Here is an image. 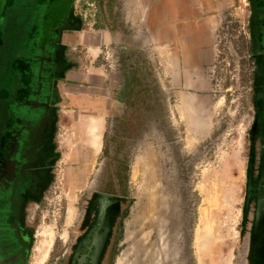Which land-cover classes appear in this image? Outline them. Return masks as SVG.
Returning <instances> with one entry per match:
<instances>
[{
    "label": "rangeland",
    "instance_id": "374dc122",
    "mask_svg": "<svg viewBox=\"0 0 264 264\" xmlns=\"http://www.w3.org/2000/svg\"><path fill=\"white\" fill-rule=\"evenodd\" d=\"M72 7L82 19L75 30L80 35L100 30L116 35V41L102 48L99 61L107 72L117 75L118 83L107 115L105 151L91 166L84 187L70 186V152L63 131L58 132L64 155L56 165L50 191L31 210L35 226L30 264H36L39 257L52 264L57 252L66 248L68 231L81 218L83 198L93 190L116 195L120 205L115 252L109 264L136 262L134 252L137 254L146 242L142 233L150 229L138 231L134 227L128 231L127 227L134 210L144 206L145 200L148 218L142 221L146 225L156 220L157 208L165 209L168 202L176 203L175 208L171 205L173 212H182L188 233L185 264H208L214 254L225 264H264V253H258L253 241L254 233L261 235L257 227L264 216V176H260L254 194L252 181H248L251 158L258 174L261 146L253 138L254 63L249 57L246 0H222L217 7V58L213 66L216 119L211 136L203 138L191 135L188 123L173 109L176 98L168 88L165 50L145 25L133 19L130 0H72ZM74 33L63 37L69 48L71 37L77 35ZM79 148L77 145L75 158ZM260 197L263 209L256 215ZM71 199L76 212L73 222L68 221ZM205 227L207 231L214 229L213 233H205ZM210 235L220 249L207 255L213 245L205 236ZM153 239L151 235L147 240L149 249ZM132 248L133 254H129Z\"/></svg>",
    "mask_w": 264,
    "mask_h": 264
},
{
    "label": "flooded vegetation",
    "instance_id": "af4514ba",
    "mask_svg": "<svg viewBox=\"0 0 264 264\" xmlns=\"http://www.w3.org/2000/svg\"><path fill=\"white\" fill-rule=\"evenodd\" d=\"M48 1L0 0V264H30L35 226L31 210L50 191L57 165L61 84L70 64L63 37L80 27L82 19L72 0L58 16L47 11ZM246 2L254 91L264 99V0ZM260 153L253 194L264 176V147ZM260 199L256 215L263 209ZM119 206L116 195L89 192L80 220L68 231L66 248L57 252L52 264H109ZM257 230L261 235L254 233V247L262 256L264 216ZM45 261L39 257L36 264Z\"/></svg>",
    "mask_w": 264,
    "mask_h": 264
},
{
    "label": "crops",
    "instance_id": "0c3cea01",
    "mask_svg": "<svg viewBox=\"0 0 264 264\" xmlns=\"http://www.w3.org/2000/svg\"><path fill=\"white\" fill-rule=\"evenodd\" d=\"M221 1L130 0L131 8L133 7V19H136L139 25H145L149 33L156 36V40L161 42L165 50L168 63V88L176 98L172 102V107L181 113L185 122L188 123L191 135L198 138L211 136L216 119L213 66L217 58L218 37L214 18L217 17V7ZM247 29L251 42L249 15ZM74 32L77 35L71 37V47H68L69 43H65L70 64L61 84L62 101L59 104L56 131L57 163L64 155L58 141V132L63 131L67 140L65 147L70 152L67 164L72 171L84 168L87 164L93 166L100 154L104 153L107 115L118 83L117 75L107 72L99 61L102 48L110 45L112 40L116 41V35L112 36L105 30H100V33L93 31L88 35H80V31ZM75 53H81L83 56L77 58L73 55ZM249 57L254 63L252 49H250ZM251 93L253 138L259 140L262 148L264 147L262 129L264 99L260 93L256 94L254 91V77ZM61 111L63 115L60 122ZM90 119H99L102 122L101 148L94 161L74 156L77 145H80L81 141H78V138L83 137L85 123ZM89 179L90 176H88Z\"/></svg>",
    "mask_w": 264,
    "mask_h": 264
},
{
    "label": "bare ground",
    "instance_id": "6f19581e",
    "mask_svg": "<svg viewBox=\"0 0 264 264\" xmlns=\"http://www.w3.org/2000/svg\"><path fill=\"white\" fill-rule=\"evenodd\" d=\"M101 128H102V122L99 119H90V120H88L85 123L84 135H83V137H81L82 139L80 138L81 144H80V148L78 150V154H79L78 158H81V159L83 158L84 160H87V159L93 160L97 156V154L99 153L100 148H101ZM149 162L150 161H148V163ZM152 165L150 164L148 166L151 167ZM150 167H149V169H151ZM153 168L156 169V167H153ZM152 169H151V171H152ZM91 170H92L91 165L89 166L87 164V165L84 166V168H79L78 170L71 172L70 176H69V178H70L69 179L70 180V186L84 187L85 185H87L88 183L86 181L88 180V176H89ZM148 179H146L145 181H148ZM155 179H157L156 176H155V178L153 177L154 181H155ZM151 183H153V182H151ZM154 184L155 183H153V185ZM151 185L149 187H151ZM155 185L153 187H155ZM157 185H156V187L158 188L159 187V183ZM151 189H152V187H151ZM154 190L156 191L157 189L155 188ZM160 191H163V190L161 189ZM151 192L153 193V191H151ZM159 194H161V193H159ZM170 194L171 193H169V195ZM151 196L154 197L153 194ZM160 196L162 197L163 194L160 195ZM146 197H149V196L147 195ZM161 197H159V198H161ZM73 201L74 200L71 199V207L68 210V221L69 222H71L76 216L75 209H73V206H72L73 205ZM150 201H153V198ZM146 203L147 202L145 200V204H144L145 207L147 205ZM148 204H149V201H148ZM159 204H161V206L163 205L162 203H159ZM152 205L153 206L155 205L154 202L152 203ZM171 205H173V204H170V202H168V205H167V207L165 209H163V208L159 209V207H160L159 206L157 208V211L155 210L156 211V213H155L156 220H154L153 222H151L150 224H147V225L143 224V222L145 220L142 221L143 218H146L148 216V215L146 216L145 214H147V213L144 212L147 207L144 208V206L141 205V207H143L144 209L141 208V207H138L137 209L134 210V212H133V214L131 216L130 222L128 223V227H127L128 231L133 230L134 227L138 231H140L141 229L142 230L145 229L144 231H148L146 229H150V230L148 232L142 233V235L145 234L143 236V239H144V242L145 241L146 242H145L144 245H143L144 242L141 243L143 245V247L139 249L137 254L134 252L135 256L137 255V257L135 259L136 262L132 261L130 263L128 262V264H185V249H186V245H187L186 244V239L187 238H185V237H187V235H188V233H186V231H185L186 230L185 229L186 228L185 218H182V216H183L182 212H179V213L173 212L174 210L172 208L173 207L175 208L176 203L172 206V208H171ZM148 212H149V210H148ZM150 216H151V214H150ZM147 218H146V220H147ZM148 221H150V220H148ZM209 225L211 226L210 223H209ZM213 227H215V226H213ZM210 230L207 231V228H206L205 233L206 232L209 233ZM213 231H214V229H213ZM213 231L211 230L210 233H213ZM130 235L131 234L129 232L128 235H127L128 240L130 239ZM151 235H153V237H154V239H153L154 242L153 243L151 242L152 243L150 245L151 248L149 249L148 246H147V240L149 239V237ZM147 237H148V239H147ZM205 238H209L210 244L212 243L211 240H210V239H213L212 235H210L208 237L205 236ZM214 240H215V238H214ZM216 243L217 242H214V244L213 243L211 244V245H213L215 247L213 248V246H212V248H210L209 254H207V255H210L211 250H213V251L216 250L215 253L218 252L217 250H219L220 247L217 246L218 244H216ZM131 253L133 254V248H132L131 252L129 251V254H131ZM215 255L216 254H214V256H211L212 259L210 261L208 260L209 261L208 264H225L224 259L222 260L221 257H215ZM140 258H141V260H140ZM225 259L228 260V257L225 258ZM117 262L119 263V261H117Z\"/></svg>",
    "mask_w": 264,
    "mask_h": 264
},
{
    "label": "water",
    "instance_id": "95a60500",
    "mask_svg": "<svg viewBox=\"0 0 264 264\" xmlns=\"http://www.w3.org/2000/svg\"><path fill=\"white\" fill-rule=\"evenodd\" d=\"M71 0H49L47 11L54 16H58L68 10Z\"/></svg>",
    "mask_w": 264,
    "mask_h": 264
},
{
    "label": "trees",
    "instance_id": "16d2710c",
    "mask_svg": "<svg viewBox=\"0 0 264 264\" xmlns=\"http://www.w3.org/2000/svg\"><path fill=\"white\" fill-rule=\"evenodd\" d=\"M254 167H255L254 158L253 159L251 158L249 161V169H248V181H250V182L252 181V177H253V173H254Z\"/></svg>",
    "mask_w": 264,
    "mask_h": 264
}]
</instances>
